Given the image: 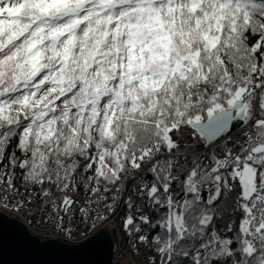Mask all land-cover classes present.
Masks as SVG:
<instances>
[{
  "label": "snow or ice",
  "instance_id": "1",
  "mask_svg": "<svg viewBox=\"0 0 264 264\" xmlns=\"http://www.w3.org/2000/svg\"><path fill=\"white\" fill-rule=\"evenodd\" d=\"M4 212L42 249L112 225L116 264H264V0H0Z\"/></svg>",
  "mask_w": 264,
  "mask_h": 264
},
{
  "label": "water",
  "instance_id": "2",
  "mask_svg": "<svg viewBox=\"0 0 264 264\" xmlns=\"http://www.w3.org/2000/svg\"><path fill=\"white\" fill-rule=\"evenodd\" d=\"M8 216L4 212L3 218H0V227L3 229L0 264H116L117 262L113 261L114 241L106 226L108 232L101 237V242L94 248L76 247L75 245L79 243L69 244L61 241L58 245L42 249L21 242L11 224V221L17 219ZM21 223L23 224L22 221Z\"/></svg>",
  "mask_w": 264,
  "mask_h": 264
},
{
  "label": "built area",
  "instance_id": "3",
  "mask_svg": "<svg viewBox=\"0 0 264 264\" xmlns=\"http://www.w3.org/2000/svg\"><path fill=\"white\" fill-rule=\"evenodd\" d=\"M9 216L8 217H11L13 216V218L19 220L20 218L19 217H15L13 213L11 212H6ZM23 222V221H22ZM27 226V225H26ZM107 228H109L110 232L112 233V225H105ZM104 226V227H105ZM33 235H36V236H41V232L39 230H35V229H32V228H29L28 229ZM99 231V229L97 230ZM95 233H92L91 235H94ZM112 238L114 241V246H113V261H117L118 257L116 255L117 251L121 248H123L124 246L122 245H119L116 243V236L115 235H112ZM53 239H55V237H53ZM83 238H78L77 240H73V241H65L61 238V241L64 242V243H69V244H77V243H80V241L82 240ZM137 259H139V257H137Z\"/></svg>",
  "mask_w": 264,
  "mask_h": 264
}]
</instances>
